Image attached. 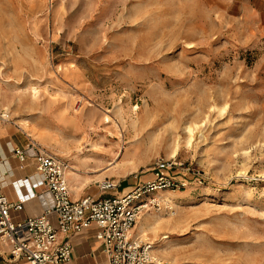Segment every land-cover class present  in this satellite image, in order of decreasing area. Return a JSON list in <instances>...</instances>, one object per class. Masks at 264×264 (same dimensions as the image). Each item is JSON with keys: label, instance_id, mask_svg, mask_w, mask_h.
I'll use <instances>...</instances> for the list:
<instances>
[{"label": "rangeland", "instance_id": "1", "mask_svg": "<svg viewBox=\"0 0 264 264\" xmlns=\"http://www.w3.org/2000/svg\"><path fill=\"white\" fill-rule=\"evenodd\" d=\"M0 101L74 194L169 164L135 225L160 264H264V0H0Z\"/></svg>", "mask_w": 264, "mask_h": 264}, {"label": "built area", "instance_id": "2", "mask_svg": "<svg viewBox=\"0 0 264 264\" xmlns=\"http://www.w3.org/2000/svg\"><path fill=\"white\" fill-rule=\"evenodd\" d=\"M21 164L32 165L44 189L51 194L52 206L38 216H22L27 196L12 202L0 184V239L10 246L11 259H25L28 264H61L71 258V235L95 224L96 238L108 264H160L151 252V244L134 230L141 210L156 199L147 195L175 186L166 175L169 164L156 163L154 179L134 186L122 195L94 198L89 195L73 199L66 177V164L33 143L13 150ZM0 156V164H1ZM29 178L22 180L28 186ZM119 184L105 180L102 190ZM34 193H32L33 195ZM53 216V217H52Z\"/></svg>", "mask_w": 264, "mask_h": 264}, {"label": "crops", "instance_id": "3", "mask_svg": "<svg viewBox=\"0 0 264 264\" xmlns=\"http://www.w3.org/2000/svg\"><path fill=\"white\" fill-rule=\"evenodd\" d=\"M29 144V142H24L18 136L17 129H13L10 124L0 121V156L2 159L0 164V184L2 190L12 202L17 201L20 195L26 197L29 192L21 215L38 216L52 206L51 194L44 189L40 176L36 173L33 166L31 164L28 166L21 164L13 153L15 148L26 149ZM24 178H29V187L22 186ZM127 188H131V186H127L124 192L127 191ZM32 193L34 194L32 195ZM71 194L73 199L87 196L80 192L74 194L72 189ZM136 229L135 226V232ZM97 231L98 227L93 224L78 233L72 234L70 237L73 245L71 258L61 264H108L102 252V242L96 238ZM0 264H28V262L22 258L11 259L10 246L0 239Z\"/></svg>", "mask_w": 264, "mask_h": 264}, {"label": "bare ground", "instance_id": "4", "mask_svg": "<svg viewBox=\"0 0 264 264\" xmlns=\"http://www.w3.org/2000/svg\"><path fill=\"white\" fill-rule=\"evenodd\" d=\"M1 107H3V103H2V101H0V108H1ZM3 115H6V113H4ZM145 227H147V223H146V221L144 220V221L141 222V224L139 225V229H140L141 231H143Z\"/></svg>", "mask_w": 264, "mask_h": 264}]
</instances>
